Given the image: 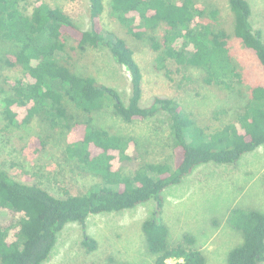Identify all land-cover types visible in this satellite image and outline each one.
<instances>
[{
	"label": "trees",
	"instance_id": "1",
	"mask_svg": "<svg viewBox=\"0 0 264 264\" xmlns=\"http://www.w3.org/2000/svg\"><path fill=\"white\" fill-rule=\"evenodd\" d=\"M227 4L233 35L255 55L264 72V39L251 24L248 0H227ZM109 9L128 34L138 39L147 35L158 69L169 81L195 67L201 70L205 84L226 90L229 100L237 103L215 112L229 116L215 125L201 124L168 96L153 95L143 105L142 70L133 48L124 38L99 27L103 0H89L91 26L86 30L46 0H0V38L17 46L5 61L21 70L5 82L6 89L0 84V92H6L3 119L22 126L37 118L65 130L67 158L95 178L81 192L56 197L0 169V264H41L66 224L77 222L84 230L91 214L132 208L150 199L156 207L141 224L147 250L153 255L146 264H166L168 259L173 264H205L193 236L184 234L180 242H169L160 217L161 193L200 164L235 163L264 144V82L249 86L242 102L247 89L231 55L229 34L219 26L216 8L199 6L195 0H110ZM161 25L164 31L159 39L149 34ZM88 47H106L114 61L127 69L131 91L126 102L114 88L75 72L68 50ZM108 107L125 122L164 112L172 162L137 161L131 138L94 121V115ZM38 139L40 145L46 144ZM227 221L241 232L242 241L228 251L226 264H264V212L235 206L229 209ZM82 243L89 250L96 246L87 236ZM103 264L125 263L109 256Z\"/></svg>",
	"mask_w": 264,
	"mask_h": 264
},
{
	"label": "rangeland",
	"instance_id": "2",
	"mask_svg": "<svg viewBox=\"0 0 264 264\" xmlns=\"http://www.w3.org/2000/svg\"><path fill=\"white\" fill-rule=\"evenodd\" d=\"M46 1L66 12L79 29L90 28L89 0ZM195 1L199 6L217 9L219 26L229 34L231 55L242 72V86L247 89L244 103L249 95L248 87L264 82V72L255 55L233 35L227 0ZM103 2L99 27L124 38L133 48L142 70L143 105H147L153 95H162L184 105L201 124L215 125L229 118L228 115L214 114L237 103L229 100L226 90L205 84L201 70L195 67L169 81L158 69L156 52L150 47L147 35L138 39L128 34L116 16L109 12L110 0ZM248 2L251 24L254 29H260L264 39V0ZM163 31L161 25L149 34L159 39ZM16 49L12 42L0 38V84L3 89L7 88L6 81L13 80L21 72L19 67L10 66L5 61ZM68 53L75 72L90 75L97 82L114 88L121 99L127 101L131 91L129 72L114 61L106 47H88L84 51L69 49ZM55 86L61 87L58 83ZM5 95L6 92H0V169L7 170L20 182L37 184L56 197L76 194L92 185L94 176L67 158L66 131L53 128L37 118L22 126L7 124L2 113ZM94 117L96 123L136 143L137 161L172 162L169 122L164 112L144 120L125 122L108 107ZM38 138L44 139L46 144L40 145ZM161 198L160 217L167 227L169 242L175 244L183 239L184 234H189L194 237V246L204 255L205 264H226L228 251L242 241L241 232L227 221L229 209L239 206L264 212V144L244 153L235 163L198 165L180 183L165 188ZM155 207L156 202L150 199L132 208L91 214L84 230L79 223L70 222L58 233L55 247L41 264H103L109 256L125 264L149 263L153 255L147 250L141 224ZM4 216L3 213L1 217ZM85 236L95 241L93 250L83 245ZM173 263V259L166 261V264Z\"/></svg>",
	"mask_w": 264,
	"mask_h": 264
}]
</instances>
